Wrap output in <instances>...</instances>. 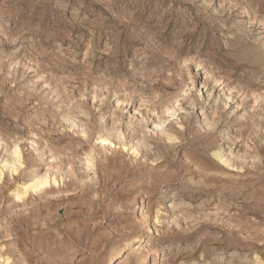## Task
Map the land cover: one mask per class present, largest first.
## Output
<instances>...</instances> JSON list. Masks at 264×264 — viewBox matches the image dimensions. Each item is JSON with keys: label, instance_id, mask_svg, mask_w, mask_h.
Here are the masks:
<instances>
[{"label": "rangeland", "instance_id": "374dc122", "mask_svg": "<svg viewBox=\"0 0 264 264\" xmlns=\"http://www.w3.org/2000/svg\"><path fill=\"white\" fill-rule=\"evenodd\" d=\"M0 264H264V0H0Z\"/></svg>", "mask_w": 264, "mask_h": 264}, {"label": "bare ground", "instance_id": "6f19581e", "mask_svg": "<svg viewBox=\"0 0 264 264\" xmlns=\"http://www.w3.org/2000/svg\"><path fill=\"white\" fill-rule=\"evenodd\" d=\"M227 99H229V98H227ZM159 121V120H158ZM160 123V122H159ZM157 124H158V122H157ZM156 125V124H155ZM208 126V125H207ZM210 126V125H209ZM161 127V124H158V126H157V128H160ZM106 135H108L107 133H106ZM110 135V134H109ZM111 136V135H110ZM101 139V138H100ZM105 141H107V139H103L102 140V142H105ZM111 144V143H110ZM44 180H36L37 182L35 183L34 182V184H32V185H26L27 187H26V189L24 190V193H26V191L28 190H32L31 192H33V191H36V190H38L39 188H41L40 190H42L43 188L42 187H44V186H47V184H49L48 183V181H47V179H45V177L43 178ZM52 180V179H51ZM53 181V185H54V183H55V180H52ZM20 190V189H19ZM16 192V191H15ZM30 192V191H29ZM35 193V192H34ZM26 195V194H25ZM17 198L19 199L20 197H21V195H20V193H18L17 195ZM23 197H24V194H23ZM22 199V198H21ZM113 259L114 258H111L110 259V262L109 263H111L112 261H113Z\"/></svg>", "mask_w": 264, "mask_h": 264}]
</instances>
